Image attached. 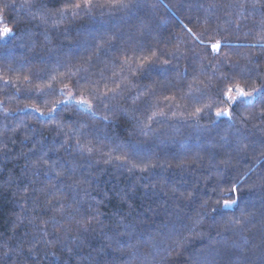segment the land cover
Segmentation results:
<instances>
[{
	"label": "trees",
	"instance_id": "16d2710c",
	"mask_svg": "<svg viewBox=\"0 0 264 264\" xmlns=\"http://www.w3.org/2000/svg\"><path fill=\"white\" fill-rule=\"evenodd\" d=\"M0 13V264H264V0Z\"/></svg>",
	"mask_w": 264,
	"mask_h": 264
},
{
	"label": "snow or ice",
	"instance_id": "6c2138e0",
	"mask_svg": "<svg viewBox=\"0 0 264 264\" xmlns=\"http://www.w3.org/2000/svg\"><path fill=\"white\" fill-rule=\"evenodd\" d=\"M91 0H86V3H90ZM75 7L79 8L80 7V4H76ZM2 13H0V35L2 36H6L8 34L11 33V28L5 26V25H2ZM214 48L218 49L220 47V45L217 43L215 45H213ZM232 89L229 88L227 90V98L229 101L235 103L237 98H247V97H251L253 95V93L256 91V89H253V91L251 92H248V91H245L243 88H240L239 86L236 87V92H235V96L232 95ZM80 103H87V101H83L81 100ZM218 116H221V115H229L230 113L227 111V110H222L220 112H217L216 113ZM231 192L235 193L236 189L233 187L231 190ZM225 203V206H228L230 203H235V201H228V200H225L224 201Z\"/></svg>",
	"mask_w": 264,
	"mask_h": 264
},
{
	"label": "rangeland",
	"instance_id": "374dc122",
	"mask_svg": "<svg viewBox=\"0 0 264 264\" xmlns=\"http://www.w3.org/2000/svg\"><path fill=\"white\" fill-rule=\"evenodd\" d=\"M75 100H77L79 103H80V101L81 100H83V101H86L85 99H83V98H75ZM81 105H83V106H90V103L87 101V103H80Z\"/></svg>",
	"mask_w": 264,
	"mask_h": 264
}]
</instances>
